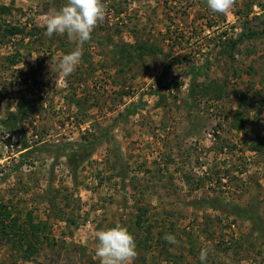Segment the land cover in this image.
Wrapping results in <instances>:
<instances>
[{"label": "rangeland", "instance_id": "rangeland-1", "mask_svg": "<svg viewBox=\"0 0 264 264\" xmlns=\"http://www.w3.org/2000/svg\"><path fill=\"white\" fill-rule=\"evenodd\" d=\"M65 3L0 0V264H264V0H103L66 77Z\"/></svg>", "mask_w": 264, "mask_h": 264}, {"label": "clouds", "instance_id": "clouds-1", "mask_svg": "<svg viewBox=\"0 0 264 264\" xmlns=\"http://www.w3.org/2000/svg\"><path fill=\"white\" fill-rule=\"evenodd\" d=\"M206 2L212 12L223 14L235 5L236 0ZM106 12L103 0H66L60 9L49 12L45 21V35L51 38L53 34H67L68 39L77 44L74 50L64 54L57 63L60 76L66 77L75 71L82 59V46L91 40L94 29L105 19ZM96 238L95 253L103 264H129L137 256L135 237L123 225L100 230ZM164 239L171 244H179L171 234H166ZM208 252L209 249H201L199 259L206 261Z\"/></svg>", "mask_w": 264, "mask_h": 264}]
</instances>
